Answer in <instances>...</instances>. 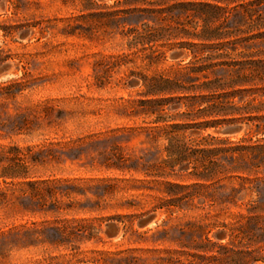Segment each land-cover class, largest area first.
Masks as SVG:
<instances>
[{
    "label": "rangeland",
    "instance_id": "rangeland-1",
    "mask_svg": "<svg viewBox=\"0 0 264 264\" xmlns=\"http://www.w3.org/2000/svg\"><path fill=\"white\" fill-rule=\"evenodd\" d=\"M177 1L0 0V264H156L182 242L227 239L237 210L178 198L198 180L170 165L166 125L142 100L172 96L169 123L205 120L189 93L149 96L148 85L195 60L230 80L237 63L264 59V0H230L209 27L233 36L212 41L178 34L202 18L150 12ZM149 28L163 38L139 41ZM228 127L187 135L244 134Z\"/></svg>",
    "mask_w": 264,
    "mask_h": 264
},
{
    "label": "trees",
    "instance_id": "trees-1",
    "mask_svg": "<svg viewBox=\"0 0 264 264\" xmlns=\"http://www.w3.org/2000/svg\"><path fill=\"white\" fill-rule=\"evenodd\" d=\"M213 1L221 0H182L169 9L154 8L149 11L158 15L174 11H179V16L191 13L189 15L202 18L207 23L201 31L185 28L180 23L178 34L208 41L232 37V31L222 33L217 27H209V22L220 19V11H227L221 9H227L230 3V0H222L226 3L222 6ZM163 35L162 29L149 28L137 39L150 43L162 39ZM259 35L264 38V31ZM236 65L239 66L233 70L230 80L209 79L205 73L210 65L195 60L188 63L185 67L187 71L181 78L160 79L152 86L148 85L145 92L149 96L182 94L177 96L179 100L189 93V106L197 107L193 119H205L194 126L183 122L169 123L172 119L167 113V106L173 100L172 96L142 100L148 114L157 113L155 122L166 125L163 129L169 140L166 150L170 165L190 169L198 180L193 185L195 191L178 198L191 199L200 195L203 202L209 201L211 206L221 203L229 210H237L231 212L235 221L223 224L227 237L225 241L213 239L207 234L205 239L193 245L182 242L174 250L164 249L166 255L159 257L156 264L264 263V59ZM220 125L241 126L244 134L237 137L209 133L195 138L187 135L189 127L206 129ZM174 186L184 187L181 184ZM201 188L206 192H201Z\"/></svg>",
    "mask_w": 264,
    "mask_h": 264
},
{
    "label": "water",
    "instance_id": "water-1",
    "mask_svg": "<svg viewBox=\"0 0 264 264\" xmlns=\"http://www.w3.org/2000/svg\"><path fill=\"white\" fill-rule=\"evenodd\" d=\"M241 130V127L240 126H230V127H228V128H226V132L227 133H231V134H233V133H237V132H239ZM152 219V217L151 218H148V219H146V220H144L143 221V223H147L149 220H151Z\"/></svg>",
    "mask_w": 264,
    "mask_h": 264
}]
</instances>
